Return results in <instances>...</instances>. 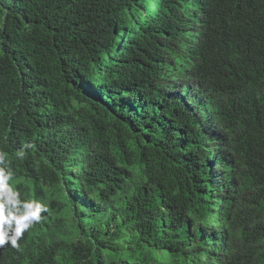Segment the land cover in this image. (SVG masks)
Instances as JSON below:
<instances>
[{
    "label": "trees",
    "instance_id": "1",
    "mask_svg": "<svg viewBox=\"0 0 264 264\" xmlns=\"http://www.w3.org/2000/svg\"><path fill=\"white\" fill-rule=\"evenodd\" d=\"M0 152V264H264V0H0Z\"/></svg>",
    "mask_w": 264,
    "mask_h": 264
},
{
    "label": "clouds",
    "instance_id": "2",
    "mask_svg": "<svg viewBox=\"0 0 264 264\" xmlns=\"http://www.w3.org/2000/svg\"><path fill=\"white\" fill-rule=\"evenodd\" d=\"M16 155L22 159L24 151L19 150ZM12 175L4 153L0 152V246L10 242L17 247L18 239L40 221L41 213L47 209L39 200H21L20 193L9 184Z\"/></svg>",
    "mask_w": 264,
    "mask_h": 264
},
{
    "label": "rangeland",
    "instance_id": "3",
    "mask_svg": "<svg viewBox=\"0 0 264 264\" xmlns=\"http://www.w3.org/2000/svg\"><path fill=\"white\" fill-rule=\"evenodd\" d=\"M17 180H14L13 178H11L9 180V184L13 186V184L16 182ZM46 195H48L49 191H45ZM64 216V219H63ZM62 217V218H61ZM56 218H61V221H64V228H66L65 230L68 231L69 227H71V214L67 213V212H63V213H52V217L50 219V221H54L57 222L58 219ZM49 222V223H51ZM215 226V225H213ZM208 246V245H207ZM211 246H216V244L213 242L212 244H210L208 247L210 248ZM158 256H160V253L158 254ZM167 258H164V260H166ZM199 263L200 264H204L205 260H203L202 257L199 258Z\"/></svg>",
    "mask_w": 264,
    "mask_h": 264
}]
</instances>
